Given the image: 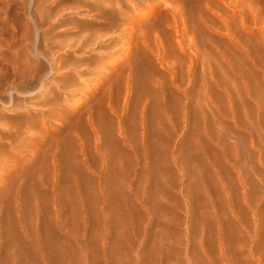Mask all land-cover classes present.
<instances>
[{"label": "rangeland", "instance_id": "1", "mask_svg": "<svg viewBox=\"0 0 264 264\" xmlns=\"http://www.w3.org/2000/svg\"><path fill=\"white\" fill-rule=\"evenodd\" d=\"M111 1L0 0V229L5 249L22 250L17 222L23 214L31 238L41 230L50 234L52 220L65 241L61 264H264V0L254 2L259 17L258 40L252 41L256 48L247 37L252 14L240 11L246 1L189 0L200 51L222 49L231 56V66L224 69L232 100L223 88L210 89L209 97L199 93L197 120L164 116L157 108L141 118L140 104H123V92L113 134L121 150L108 133L104 157V150L95 151L86 116L91 110L101 116L104 127L109 125L107 104L99 101L109 90L118 92L120 77L130 72L143 50L140 35L123 16L109 12L114 17H106L117 20L98 24L105 16L97 8H111ZM148 5L157 11L146 15L153 17L147 32L174 43V36L166 34L171 16L162 0L146 1ZM246 6L243 12H250ZM168 55L177 62L175 52ZM252 58L256 65H249ZM244 80L251 92L243 87ZM92 85L95 92L86 94ZM150 124L155 130L142 134ZM172 127L178 130L172 132ZM79 136L83 146H90L92 171L87 172L111 183L88 187L82 194L77 188L73 200L66 180L75 176L70 157H80ZM57 149L63 150L57 161L65 162L62 175L51 161ZM160 152L165 160L152 164L154 178L148 181L145 156L159 158ZM118 157L122 164L116 167ZM120 176L123 182L117 181ZM57 179L61 202L52 191ZM46 194L47 211L37 218ZM5 249L0 251L1 264H14Z\"/></svg>", "mask_w": 264, "mask_h": 264}, {"label": "bare ground", "instance_id": "2", "mask_svg": "<svg viewBox=\"0 0 264 264\" xmlns=\"http://www.w3.org/2000/svg\"><path fill=\"white\" fill-rule=\"evenodd\" d=\"M146 1H149V0H114V2L111 1L112 3L110 2L111 4H109L111 8L106 7L104 4H103L104 6L100 5V6H102L100 8V10H99V8H97L98 9L97 12H99V15L101 17L105 16L104 17L105 20L100 19V21L98 22V24L100 26L111 24V22H114V20H117V19H112L114 16L112 17V14H110L109 12L114 13V15H116V16H123L122 18H124V20L129 21L128 26H129V24H131L130 27L132 29H134L135 31H137V33L140 35V38L142 39V44H143V50L141 49L140 57H137L135 59V61L130 65V69H129L130 72L125 77H120L121 84L117 88L118 92L115 93L114 91L109 90L106 93V95L103 96V98L100 99V101H99L100 104H103V102L104 103L106 102V104H107L106 109H104V113L106 114V116H108V119L110 120V123H108L109 125L107 127H104L102 120L100 118L101 116L99 117L98 113L95 114L91 110H89V112L86 116L87 117V123L89 124L91 129H93L92 130V132L94 134V143L93 144L95 146V151L100 152V150H102V151L104 150L106 152V153H103V155H105L104 157L107 156V152H108L106 145L104 144L105 143L104 136H106V134H108V133L114 139L115 143H118L119 151L121 150L119 142L113 134H114V131L116 130V127H114L115 126L114 117H116L118 115L120 116L118 102H119V100L121 98V94L123 92H124L123 104H125L126 106H129V104H132V103L133 104H140L141 113H142L141 118H144L143 114H147L148 112H150L152 114L153 111L155 110L154 108H157V109H159V113L163 114L164 116L168 115L170 117V114H171L172 118H175V119H178L180 117L182 119H185V118H188L189 116H193V117H195V120H197L198 116H196V115L199 114L198 113V110H199V106H198V104H199V98H198L199 93L201 94V96L203 98L209 97L210 89H211V91L213 90L214 92H216L217 89L223 88L224 92L228 96V99L232 100L231 88L228 85L227 75L225 74L226 69H224L225 66H231V56L226 51H224L222 49H219L218 51H214V52L213 51L206 52L203 50L200 51V49H202V48L199 49L201 42L198 39V37L196 36L197 34L194 33L195 31L193 30V26L191 24V15L189 14V2L190 1L189 0H162V4H163L162 8L164 10H166V12H168L169 16H171L170 21L168 22L169 26H168V29L166 30V34H167V36H169L171 38H172V35L174 36V39H173L175 41L174 43L170 42L168 37L163 40L160 35L156 34V35H153L151 37V35L147 32L151 29L150 27L152 26V24L150 21L153 19V17L146 16V15L147 14L148 15L154 14L157 11V8L155 6H152V5L144 6V3ZM245 1H246V3L247 2L249 3V4L247 3V6L249 5L250 12L248 9L243 12L244 7L246 6ZM228 2H230V1H228ZM254 2H255V0L254 1L253 0H240V2H239V3H245V4H242V10H240L243 13V14L241 13L242 15H245L247 13L252 14V22H251L252 25H251V23H249L251 26L249 29H247V31L249 30L247 37H249L251 39L250 40L251 43L249 41L248 44H252V41L258 40V39H256L258 36V32L256 31L257 30L256 28H257V24H258L257 18H259V17L257 15L258 12L256 11L257 3L255 4ZM101 3H102V1H101ZM235 3H233V4H235ZM81 6H79L78 8H80ZM100 6H98V7H100ZM129 6L132 7V9H131L130 14L127 15L126 13H128L127 10L130 8ZM247 6H246V8H247ZM107 8H109L110 10ZM82 9L85 10V8H82ZM79 10H81V8ZM81 11H83V10H81ZM235 12H236L235 8H233L231 10V13L235 14ZM109 14L111 15L112 18L106 17L107 15L110 16ZM125 14L127 15V17L125 16ZM245 16H248V15H245ZM221 17H222V14H221ZM243 19H245V18L243 17ZM243 19H242V25L241 26H242V29H246L244 26L245 24H243V22H244ZM227 21L224 20L225 23L223 25H225V29H227V34H229V25H228L229 23ZM95 24L98 25L97 23H95ZM247 26L249 27L248 24H247ZM102 28H105V27L103 26ZM225 29H223V30H225ZM242 31H244V30H242ZM238 32H240V31H238ZM101 33L102 32H100V34ZM261 33L263 34V31ZM262 34H261V36H262ZM103 35H104V32H103ZM230 35H231V33H230ZM186 36L188 39L186 38ZM81 38H83V37H81ZM263 38H264V36H263ZM231 39H233V41H234V38H231ZM246 41H248V39L243 41V42L246 43ZM263 41L264 40L262 39V42ZM87 42L88 41H86V43ZM235 42H237V40ZM238 43H240V42H238ZM242 43L240 45H242ZM253 43L256 44V42H253ZM258 43H259V41H258ZM90 44H91V42H90ZM263 45H264V43H263ZM239 46H236V47H239ZM247 48H249V47H247ZM244 49H246V47ZM253 50H255V49H253ZM168 51L176 53V58H177L176 63L169 60ZM256 51L258 52L259 50H255L254 53ZM242 54H244V52ZM255 54H254V56H255ZM121 56H122L121 58L123 59L124 56H126V53H122ZM215 56L218 57V59L215 58ZM244 56L245 57L243 58V60L246 59L245 54H244ZM249 59H251V58L249 57ZM249 65H251V66L256 65V61L254 60V58H252V64L250 63ZM216 68L218 69V71L220 69V71L223 73L217 72ZM199 69L204 71V73L202 74V77H201V79H202V84L200 85L201 90L197 87L198 86L197 85L198 79L200 77ZM243 85H244L243 87H246V92H251L248 90L247 82L245 80L243 81ZM94 90H95L94 85H92L91 87L88 86V88L86 89V94L95 92ZM208 91H209V94H208ZM151 110H152V112H151ZM231 111L234 112V111H236V109L232 108ZM18 113H20V112H18ZM119 116L117 117V119L119 118ZM24 122H25V120H24ZM171 125H173V123ZM82 126H83V124H82ZM150 126H151V128L143 127L142 134H144V132H146L148 129L149 130H155V128L152 124H150ZM13 129H14V127H13ZM177 130H178L177 127H172V129H171L172 132H175ZM181 130H183V129L181 128ZM79 137H81V136H79ZM79 137H78V142H79L78 145L80 146V148H79L80 157L76 156V155H72V157H70V158H72V160L75 164V168H73L75 170V174L73 172V174L75 176L70 178V179L66 178L67 179L66 183L69 184L73 200H74L75 196L77 195V191H78V190L76 191L77 188H80V191H78V192H81V194H82L83 191H85L88 187H92L95 185L105 186V185L111 183L108 179H105L104 177L96 179L87 172V170L92 171L90 168L91 166L88 164L89 163L88 162V156H89L88 152H89L90 146L89 147L83 146V143H81L82 137H81V139ZM78 145H76V146H78ZM145 147L149 148V145H146ZM67 148L68 147H66V149ZM2 150H4V149H2ZM62 151H61V149H57V151L55 153H53V155H51L53 158V159L51 158L52 159L51 161L53 162V165L55 166V168L54 167L53 168H54V170L59 169V172H58L59 175H62L60 173H63L64 171H66V169L63 165V163H65L62 160L63 158L61 157L62 161L60 160L59 162H57L59 160V157L61 156ZM102 151H101V154H102ZM123 153H124V151H122V155H123ZM0 156H2V155H0ZM62 156H63V154H62ZM161 159H162L161 152H160L159 158H156L153 155L145 156V160H146L145 162H146V166H147L146 178L148 181L152 180L154 178V174L152 172V167H153L152 164H155L156 161H160ZM65 160L66 159L64 157V161ZM101 160H102V158H101ZM164 160H165V158H163L161 160V162ZM68 161L69 160H66V162L69 165ZM109 161L110 160L107 159L106 163L111 164V163H109ZM103 163H104V161H103ZM113 163L116 167L120 166L122 164L121 158L118 157L117 160H115V162H113ZM107 164H105V165L107 166ZM84 170H85V172H84ZM62 179L64 181V178H62ZM122 180H123V177H121V176L117 177L118 182H123ZM56 181H59L58 184H60L61 180L57 179L53 182L54 185L53 186L51 185L53 187L52 191H54V193H55L54 195H56L55 197H58L56 199L61 202L62 197L60 196V192H59L60 190H59V187H58ZM49 195L51 196V199H52V194H49ZM47 196L48 195L46 194V197ZM48 197L46 199L45 198L43 199L44 204L42 206L37 207L36 215H35L37 218H41V215L43 214V212L47 211V206L49 204L48 202L50 201V199ZM36 205H38V204H36ZM23 212H24V210H23ZM28 214H29V212H28ZM61 214H62V211L60 209L58 211L56 210V213H55L56 217L59 218V216H61ZM21 216H22L21 219L18 218L19 223L17 222V230H18L17 236H18L20 243H22V245H23L22 250L18 251L17 249H15V247H12V246H9L5 249L7 243L2 238L3 237V233H2L3 226H1V229H0V251L1 250L3 251L5 249L6 251L10 252L11 253L10 256L12 257V259L15 262L14 264H49V263L54 264L55 262L61 264L60 261L66 258L65 257V241L63 240V238H62L63 235L61 233L57 234L54 231L52 220H50V224H49L50 234L47 233V235L49 234L50 236L45 235L43 232H41L42 231L41 230L40 232L39 231H37V233L35 232L36 235L31 238L29 235V229L30 228L28 229L29 224H27V221L24 219L23 214H21ZM38 221H39V219L36 222H38ZM30 232H31V230H30ZM32 234L33 233H31V235ZM1 246H2V248H1ZM23 254L28 255L27 260H25V259H23V257H21ZM0 264H1V261H0Z\"/></svg>", "mask_w": 264, "mask_h": 264}]
</instances>
